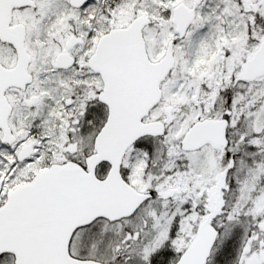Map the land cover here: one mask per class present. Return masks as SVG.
<instances>
[{
	"label": "snow or ice",
	"instance_id": "1",
	"mask_svg": "<svg viewBox=\"0 0 264 264\" xmlns=\"http://www.w3.org/2000/svg\"><path fill=\"white\" fill-rule=\"evenodd\" d=\"M0 264H264V0H0Z\"/></svg>",
	"mask_w": 264,
	"mask_h": 264
}]
</instances>
